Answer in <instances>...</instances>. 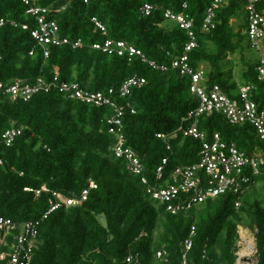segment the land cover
<instances>
[{"label":"trees","instance_id":"16d2710c","mask_svg":"<svg viewBox=\"0 0 264 264\" xmlns=\"http://www.w3.org/2000/svg\"><path fill=\"white\" fill-rule=\"evenodd\" d=\"M213 1L43 0L41 6L53 10L48 19L58 23L61 35L84 43L80 49L54 47L46 59L31 36L37 25L26 15L23 1L0 0V20L19 25L15 28L9 23L0 32V80L6 84L15 80L33 83L39 78L51 81L58 70L62 83L76 82L92 92H109L120 91L136 76L146 79L147 85L134 89L124 100L134 106L136 114L126 110L123 126L126 147L136 152L151 186H155L154 171L164 159L169 160L166 179L178 168L199 161L200 142L179 132L181 120L199 106V99L191 93L192 80L173 69L154 70L139 57L109 56L92 46L108 39L125 41L148 60L171 67L183 54L188 35L175 24L166 27L164 13H186L196 21L199 43L190 54L191 67L197 73L204 69L209 86L219 85L233 97L241 85L235 81L234 65L229 60L240 55L245 67L243 80L256 87L252 99L264 109V83L258 81L257 59L246 55L251 50L243 34L246 15L237 31L232 26L240 13L245 14V4L232 0L223 6L217 12L216 29L204 33L201 24ZM145 4L155 7L150 17L141 12ZM94 18L107 27L106 36L97 29ZM23 25H29L30 31H24ZM33 50L35 55L31 56ZM0 108V134L12 127L23 130L12 148L0 146L4 161L0 165V218L17 224L40 222L34 264H126L129 257H138L142 264H158L157 253L162 249L168 253L169 264H182L193 227L197 235L187 257L189 264H237L241 214L256 231L257 264H264V195L262 201L246 199L254 185L264 183V177L254 179L241 197L240 208L230 193L174 216L153 200L142 178L130 172L128 162L115 156L118 140L109 133L110 108L70 100L59 91L41 93L28 103H12L0 95ZM200 128L209 136L221 134L225 142L235 143L248 155L264 154V143L250 125L233 126L215 114L204 116ZM159 135H166L170 141L159 139ZM91 180L97 189L82 206L63 207L45 220L51 193L37 197L36 192L26 191L47 187L65 196L80 197L90 188ZM222 198L224 207L218 204ZM163 228L156 244V232ZM13 239L8 237L9 244ZM3 251L9 252L8 248Z\"/></svg>","mask_w":264,"mask_h":264},{"label":"built area","instance_id":"2783aa9c","mask_svg":"<svg viewBox=\"0 0 264 264\" xmlns=\"http://www.w3.org/2000/svg\"><path fill=\"white\" fill-rule=\"evenodd\" d=\"M22 1L27 7L26 15L31 16L37 25L36 29L31 30V36L35 43L43 49L46 59L50 57L51 49L54 47L72 46L73 49H80L84 46L82 40L73 42L61 35L58 23L48 19L53 10L41 6L43 0ZM231 1L214 0L212 2L201 24V30L204 33H210L216 29L217 12ZM240 1L245 4L244 10L247 19V27L243 34L251 49L258 55L256 67L258 81L264 83V0ZM183 8L187 10L188 6L184 5ZM154 11L155 7L151 4H145L141 9L145 17H150ZM164 18L167 22L180 27L188 35V43L183 54L173 60L171 67L158 65L156 62L148 60L142 51L125 41L108 39L101 43H95L92 49L109 56L128 58L129 60L139 57L154 70L168 72L173 69L180 75L191 78V93L199 99V106L181 120L179 132H183L187 138L200 142L199 161L193 165L178 168L172 173L166 185L162 184L166 180L168 159H164L154 171L155 186H151L144 164L134 150L126 147L123 119L126 110L130 109L132 114H136V109L130 102L125 103L124 100L132 96L134 89L147 85L146 79L138 76L131 78L120 91L92 92L76 82L62 83L60 73L56 70L55 77L51 81L39 78L33 83L15 80L11 84H6L0 80V95L8 98L12 103L19 101L28 103L41 93L50 94L53 91H59L70 100L113 110L108 124L110 126L109 133L116 136L118 140L114 148L115 156L128 162L130 172L142 178V182L149 188L148 192L153 200L174 216L190 213L208 201L216 200L230 193L236 198V207L240 208L241 197L248 191L254 179L264 177V154L256 152L248 155L241 151L235 143L225 142L219 133L209 136L201 130L200 121L204 116L222 115L233 126H252L261 142L264 143V109L252 99L256 87L252 84L242 85L239 93L231 97L219 85L209 86L206 71L201 69L197 73L190 65V54L199 47L195 19L186 13L177 15L170 10L165 11ZM9 23L15 28L19 27L15 22L1 19L0 32ZM93 23L105 36L108 34L107 27L98 19L94 18ZM21 27L24 31L31 29L29 25ZM34 55L35 51L33 50L31 56ZM22 133L23 130L16 127L7 129L0 134V146L12 148ZM158 138L165 142L170 141L166 135H159ZM171 150L172 147L168 145V151ZM0 165H4L2 159H0ZM96 189V183L91 180L90 188L83 191L80 197L65 196L58 192H52L47 187H43L41 191L31 189H26V191L36 192L37 197L43 192L51 193L50 210L44 216L45 220L63 207L82 206L88 200L90 192ZM39 227L40 222L17 224L12 220L0 218V261H6L7 264H34V254L39 245ZM196 235V228L193 227L190 238L185 243L182 264H189L187 257L193 248ZM10 236L14 238L11 244L7 241ZM6 248L9 250L8 253L3 251ZM204 258L208 259L207 252L204 253ZM157 261L158 264H169L168 253L165 249L157 253ZM126 264L142 263L138 257H129Z\"/></svg>","mask_w":264,"mask_h":264},{"label":"rangeland","instance_id":"374dc122","mask_svg":"<svg viewBox=\"0 0 264 264\" xmlns=\"http://www.w3.org/2000/svg\"><path fill=\"white\" fill-rule=\"evenodd\" d=\"M244 15H246V14L240 13L237 16V18H235L232 21V26H233L235 31L238 30V26H239V24L241 22L240 19L243 18ZM173 26H174V24L171 23V22H167L166 23V27H173ZM246 55H247V58H250L251 60L252 59L255 60L258 57L256 52L253 51L252 49L251 50H247L246 51ZM229 62L233 63V65H234L235 81L237 83H239V85H241V86L242 85H246L247 82H245L243 80V73L245 71V67L243 65L241 56L240 55L233 56L232 58H230ZM238 93H239V90L237 91L236 94H238ZM168 181H169V179H166L165 182L162 185H166ZM263 195H264V183L263 182H259L256 185H254L248 191V193L246 195V199L249 200L251 203H253L255 201H262ZM224 200H225L224 198L219 200V202H218L219 206L224 207V205H225V201ZM240 216H241V219H242V224L238 228V233H239L240 239H239V241L237 243V247H236L237 248V254H238L237 256L239 258L237 264H240V263L257 264L258 263V258H257L258 247H257L256 238H255L256 231H254V229L252 230V228H251L252 223L246 217V215L241 214ZM101 222L103 224L106 223V221H105V219L103 217L101 218ZM240 229H243L244 231H246L248 233V235L253 239L255 248L252 251V255L250 253L249 248L246 246V244L243 242V240L241 238ZM162 234H164V228L161 229V231H157L156 232V244H158V242H160L159 238L162 236ZM155 247H156V245H155ZM218 253H220V252H218ZM241 256H244V257L242 258ZM245 259H247L249 262L248 263L244 262Z\"/></svg>","mask_w":264,"mask_h":264},{"label":"bare ground","instance_id":"6f19581e","mask_svg":"<svg viewBox=\"0 0 264 264\" xmlns=\"http://www.w3.org/2000/svg\"><path fill=\"white\" fill-rule=\"evenodd\" d=\"M240 235H241V238L243 240V242L246 244V246L249 248L250 250V253L252 255V251L253 249L255 248L254 247V242H253V239L248 235V233L246 231H244L243 229H240ZM242 258L244 256H241Z\"/></svg>","mask_w":264,"mask_h":264},{"label":"water","instance_id":"95a60500","mask_svg":"<svg viewBox=\"0 0 264 264\" xmlns=\"http://www.w3.org/2000/svg\"><path fill=\"white\" fill-rule=\"evenodd\" d=\"M244 262L248 263L249 261L246 259V260H244Z\"/></svg>","mask_w":264,"mask_h":264},{"label":"crops","instance_id":"0c3cea01","mask_svg":"<svg viewBox=\"0 0 264 264\" xmlns=\"http://www.w3.org/2000/svg\"><path fill=\"white\" fill-rule=\"evenodd\" d=\"M238 255V254H237ZM246 260V259H245ZM243 261V260H242Z\"/></svg>","mask_w":264,"mask_h":264}]
</instances>
